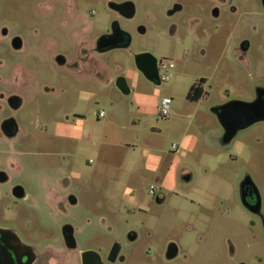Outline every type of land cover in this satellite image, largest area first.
Listing matches in <instances>:
<instances>
[{"label":"rangeland","instance_id":"obj_1","mask_svg":"<svg viewBox=\"0 0 264 264\" xmlns=\"http://www.w3.org/2000/svg\"><path fill=\"white\" fill-rule=\"evenodd\" d=\"M136 1L141 20L148 12L156 19L154 25L166 27L168 0ZM1 2L5 21L27 42L18 66L25 79L17 110L23 131L12 156L23 168L4 188L16 182L33 188L34 175L45 171L37 168L65 159L68 171L80 175L83 188L102 197L103 215L115 229L114 237L124 244L126 229L137 226L139 238L126 247L125 264H160L156 244L166 239L180 244L177 264H264L262 227L238 201L239 181L248 174L261 189L264 204V124L241 130L224 143L222 127L209 110L230 99L252 100L254 88L264 83L260 0H237L240 13L228 12L206 34L197 31L200 38L194 43V37L176 42L157 31L145 38L143 43L149 40V49L163 60L158 75H167L164 81L150 82L143 75L138 80L129 55L113 54L123 64L113 72L129 78L128 93L114 83L83 85L54 68L34 34L36 27L49 28L36 15L37 0ZM80 6L95 26L107 19H100L108 13L102 0H83ZM243 39L251 47L241 60ZM201 76H210L204 85L207 95L188 99L191 85ZM52 83L54 94L44 89ZM92 91L100 92L88 98L85 93ZM162 98H170L168 118L159 115ZM65 115L70 121L63 122ZM4 141L0 139V149ZM182 170L191 177L187 184ZM151 187L166 196L162 205L151 197ZM143 243L151 244L147 253Z\"/></svg>","mask_w":264,"mask_h":264},{"label":"flooded vegetation","instance_id":"obj_2","mask_svg":"<svg viewBox=\"0 0 264 264\" xmlns=\"http://www.w3.org/2000/svg\"><path fill=\"white\" fill-rule=\"evenodd\" d=\"M1 1L0 139L5 140V145L0 149V264H125L126 252H129L126 247L139 238L137 226L126 229L124 244L114 237L115 229L103 215L102 197L83 188L80 175L68 171L69 163L63 161L65 159H61L59 164L37 168V171H45L34 175L33 188L22 182L4 188L23 168L12 156L16 153L13 145L23 131L17 110L23 103L21 88L25 79L18 66L21 54L27 51V42L5 21ZM82 1L37 0L36 15L49 26L46 30L41 27L34 29L41 46L46 47L45 60L83 85L89 76L94 80V86L114 83L123 93L130 91L129 78L114 74L112 68L119 70L123 64L115 60L113 54L122 52L129 55L137 70L133 56L146 53L142 65L154 66L158 71L163 60L149 49L152 45L149 40L146 45L143 43L145 38L157 31L158 36H167L170 41L176 42L194 37L190 39L194 43L200 38L197 31L206 34V29L216 25L223 16L240 13L237 0H168L165 11L168 22L165 28L159 29L153 24L155 17L148 12L144 15L146 19L139 18L136 0H102L108 13H103L105 15L100 19L104 16L107 19L95 26L82 12ZM260 1L264 6V0ZM90 15L94 16L95 10ZM204 19L208 23L204 24ZM250 47L248 40L241 41L238 49L241 60L245 59ZM7 53L10 54L9 60ZM201 54L205 56V51L202 50ZM209 80L210 76L199 77L194 84L201 91H193L192 97L196 98L198 94L200 98L206 96L204 85ZM44 89L54 94L56 85L52 83ZM99 92L92 91V97L98 96ZM258 95L264 100V83L254 88L253 98ZM65 116L63 122L70 121L69 116ZM254 124H264V119ZM183 174L184 184H187L191 177L187 170H182L180 175ZM151 197L158 205L166 200L162 193L154 192ZM238 201L257 218L264 232L263 194L248 174L239 181ZM103 230L110 238L103 236ZM150 245L143 243L146 253ZM156 248L160 264H177L182 256L180 244L174 239L163 240L156 244ZM153 264L156 262L153 261Z\"/></svg>","mask_w":264,"mask_h":264},{"label":"water","instance_id":"obj_3","mask_svg":"<svg viewBox=\"0 0 264 264\" xmlns=\"http://www.w3.org/2000/svg\"><path fill=\"white\" fill-rule=\"evenodd\" d=\"M147 57L146 53L133 56L136 69L150 82H159L157 68L143 66L141 61ZM128 93V92H125ZM223 130L224 143L231 141L239 131L264 119V100L256 96L252 100L230 99L212 105L209 108Z\"/></svg>","mask_w":264,"mask_h":264},{"label":"built area","instance_id":"obj_4","mask_svg":"<svg viewBox=\"0 0 264 264\" xmlns=\"http://www.w3.org/2000/svg\"><path fill=\"white\" fill-rule=\"evenodd\" d=\"M168 77L167 75H163L160 77V80L161 81H164L166 80ZM169 106H170V98H162L161 100V106H160V117L161 118H168L169 117ZM103 113H100L99 116H102ZM174 147V146H173ZM155 191H154V188L151 187L150 189V194H153Z\"/></svg>","mask_w":264,"mask_h":264},{"label":"trees","instance_id":"obj_5","mask_svg":"<svg viewBox=\"0 0 264 264\" xmlns=\"http://www.w3.org/2000/svg\"><path fill=\"white\" fill-rule=\"evenodd\" d=\"M195 90L201 91V88H199V87H198L197 85H195V84L191 85V87H190V89H189V91H188V93H187V98H188V99H195V100H197V99L200 98L199 94H198V96H197L196 98H195V97H192V92L195 91Z\"/></svg>","mask_w":264,"mask_h":264},{"label":"crops","instance_id":"obj_6","mask_svg":"<svg viewBox=\"0 0 264 264\" xmlns=\"http://www.w3.org/2000/svg\"><path fill=\"white\" fill-rule=\"evenodd\" d=\"M135 72H136V73H133V74H136V77H137V79L139 80V75H140V74H139V72H138L137 70H135ZM86 81H90L91 83L94 82V80H93L92 78H90L89 76L86 77ZM130 88H131V86H130ZM85 94H86V96H87L88 98H91L92 95H93L92 92H86ZM129 193H131V192H129Z\"/></svg>","mask_w":264,"mask_h":264}]
</instances>
